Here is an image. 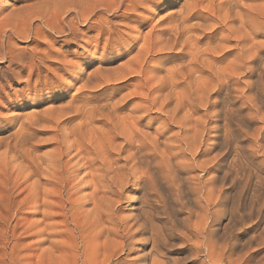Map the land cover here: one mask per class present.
Wrapping results in <instances>:
<instances>
[{"label":"bare ground","instance_id":"bare-ground-1","mask_svg":"<svg viewBox=\"0 0 264 264\" xmlns=\"http://www.w3.org/2000/svg\"><path fill=\"white\" fill-rule=\"evenodd\" d=\"M15 3L0 0V92L11 76L77 94L0 129V264H264V0ZM43 27L90 44L84 61ZM120 44L117 66L94 61Z\"/></svg>","mask_w":264,"mask_h":264},{"label":"rangeland","instance_id":"rangeland-1","mask_svg":"<svg viewBox=\"0 0 264 264\" xmlns=\"http://www.w3.org/2000/svg\"><path fill=\"white\" fill-rule=\"evenodd\" d=\"M16 3L15 4H17V5H19L20 4V2L22 3H24V1H25V3L26 4H29V3H34V2H38L39 0H24V1H20V2H18L19 0H14ZM51 1V0H50ZM18 2V3H17ZM24 3V4H25ZM16 5V6H17ZM39 6V5H38ZM64 7H65V5H64ZM154 8V10L156 9H158L157 11H156V13L154 12L153 13V11H151V10H145L144 11V17H145V19H147V21H146V24L145 25H138V24H134V23H132L131 21H130V24L132 23L133 25H135V26H133L130 30H132L131 31V33H132V35H130L131 33H129V32H127L129 29H127V28H125L124 26L122 27H119V30H120V32H122V33H124L125 35H127V36H130V38H132L133 37V34L135 33L136 34V32H140L141 34H143L144 32H146L148 29H150V27H151V25L153 24L154 25V23L156 24L157 23V21L159 22V21H161L162 20V16H160L162 13H163V11L162 10H160V5H158V7L157 6H155V7H153ZM158 11H161V13L160 12H158ZM158 12V13H157ZM121 13V11H118V12H116V14H112V16L110 15V17L112 18V20H115V19H117V17L119 16V14ZM146 14V15H145ZM153 15V16H152ZM159 15V16H158ZM104 16V15H103ZM149 16V17H148ZM37 17V16H36ZM35 17V20L33 21L34 23V25L35 24H39L40 23V20L38 19V17L36 18ZM158 17H160V19L158 18ZM38 21V22H37ZM154 22V23H153ZM152 23V24H151ZM139 27H138V26ZM148 25H150V26H148ZM77 26H78V28L79 29H86V25H84V24H82V23H80V22H78V24H77ZM144 26V27H143ZM44 29V31H42L41 30V32L40 33H42L43 32V34H40L39 33V36H40V38H41V40L43 41V42H45V39L46 38H44V37H47V35H48V37L50 36V34H51V36H54V44H53V46H54V48H61L63 51H64V58H67V61H68V63L69 62H72L71 64H78L79 62L81 63V62H83L84 61V56L86 55V54H88L86 51H84L85 50V48H87V47H89V45L90 44H86L84 41H78L77 43H74L73 41H71V39L70 38H68V41H66V42H64L63 41V39H65V37L63 36L62 38L59 36L58 37V35H56L55 33H52L49 29H47L46 27H43ZM138 28V29H137ZM125 30H127V31H125ZM48 31V32H47ZM93 31V32H92ZM45 32V33H44ZM51 32V33H50ZM127 32V33H126ZM89 33L92 35V36H94V34H95V31L94 30H90L89 31ZM93 33V34H92ZM44 34H45V36H44ZM134 34V35H135ZM43 36V37H42ZM50 36V37H51ZM30 38H28L27 40L26 39H18V38H14V41H15V43L17 44V47L19 48V49H25L26 48V50L28 51V49H30L31 48V46L36 42V39H39L40 40V38L38 37V38H36V36L34 37V35H30L29 36ZM32 38H33V40H32ZM42 38H44V39H42ZM48 39V38H47ZM31 45V46H30ZM46 47V45L45 44H43V46L42 45H38V47H43V48H45ZM56 46V47H55ZM60 46V47H59ZM33 47V46H32ZM84 48V49H83ZM126 46L125 45H123V44H120L119 46L117 45V46H115V47H113V48H111L110 50H108V53H106V54H101L100 52H98V56L96 57V56H94L95 57V59H94V61L97 63V62H101V63H103V64H105V66H107V68H112V67H115V66H117V62H120V60H122V58H125V57H123V56H125V54H126V52H128L127 50H126ZM86 52V53H85ZM110 52V53H109ZM100 53V54H99ZM113 58V59H112ZM100 59V60H99ZM79 61V62H78ZM167 62L169 61V58L166 60ZM78 62V63H77ZM107 62V63H106ZM7 63H8V61H5L4 63H0V73H2V74H4V71H6L5 69V67L4 66H7ZM5 68V69H4ZM4 69V70H3ZM85 69V68H84ZM3 70V71H2ZM60 72V74H61V71H59ZM4 76V75H3ZM4 79H5V82L3 81V86H4V88H2V90H1V92H0V129H4V130H7V129H9L10 127H13L14 129H17V125H19V122H21V121H25L28 117H26L27 116V113H28V115H30L31 113H37V110H41L42 109V107L44 106H56V104H60V102H62V103H65V102H68L69 101V97H71V95L73 96H75L76 94H77V92L76 91H74L73 89H72V85H70L68 88L66 87L65 88V90H61V91H57V90H52V91H50V92H47V91H43V92H36V93H34L35 91H33V90H26V87L23 85V82H24V80L23 79H25L24 77L21 79V82H17V79H15L14 77H11V76H4ZM63 79H65L64 80V82L65 83H67V84H69V78L67 79V77H65V76H63ZM22 80H23V82H22ZM42 80H44V78H42ZM25 87V88H24ZM25 89V90H24ZM23 90V91H22ZM25 91V92H24ZM30 91V92H29ZM108 91H110V89L109 88H107L106 89V93L108 92ZM47 92V93H46ZM96 92L97 93H95V95H99V94H101V93H103L104 92V89H101V91H100V89H96ZM34 93V94H33ZM29 94V95H28ZM31 94V95H30ZM14 95H17V96H14ZM22 96H24V98H21ZM26 96V97H25ZM56 96V97H55ZM15 98H16V100H15ZM18 99V100H17ZM21 99H22V101H21ZM49 100V101H48ZM65 100V101H64ZM68 100V101H67ZM5 101V102H4ZM53 101V102H52ZM52 102V103H51ZM3 105H2V104ZM48 103V104H47ZM50 103V104H49ZM53 103H55V104H53ZM37 108V109H36ZM40 108V109H39ZM10 110H11V112H10ZM14 111V112H13ZM22 111V112H21ZM10 112V113H9ZM24 113H26V114H24ZM30 113V114H29ZM16 114V115H15ZM23 114V115H22ZM20 115V116H19ZM9 116V117H8ZM19 116V117H18ZM31 117L30 118H32V114L30 115ZM20 117H24L23 119H20ZM11 120H10V119ZM17 118V119H16ZM6 119V120H5ZM16 121L18 122V124L16 123ZM260 124V123H259ZM16 126V127H15ZM175 128H177V127H174L173 129L174 130H176ZM199 160V159H198ZM187 162H189V160L187 161ZM194 169H196V171H199L198 170V168H194ZM195 171V170H194ZM193 171V173H196V172H194ZM10 183V182H9ZM9 186H10V184H9ZM130 187H131V184H129L128 185V187H127V189L124 191L125 192V194H127L128 193V191H129V189H130ZM127 192V193H126ZM1 195V194H0ZM19 197H21V196H19ZM177 197H178V199L180 200L179 201V203H183L184 202V199H183V196L181 195V194H178L177 195ZM181 197H182V199H181ZM181 200H183V202H181ZM125 205H126V203H124ZM178 207V206H177ZM180 207V206H179ZM178 207V208H179ZM180 209V208H179ZM169 210H167V211H165L166 213L165 214H163V216H165V218H167L168 220L169 219H171L172 220V218L171 217H169L170 216V214L169 213H171L170 211L168 212ZM180 211V210H179ZM168 212V213H167ZM180 213V212H179ZM169 214V215H168ZM30 240V238H28L27 239V241H29ZM179 242V240H174V246H173V249L171 250L172 252H174L175 253V256L177 255L176 253L178 252V249H179V246H177V245H175V243H178ZM175 250V251H174Z\"/></svg>","mask_w":264,"mask_h":264}]
</instances>
